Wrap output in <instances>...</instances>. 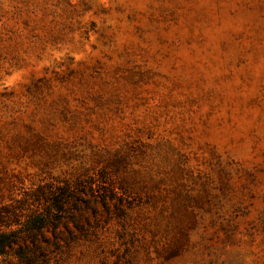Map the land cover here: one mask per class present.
Instances as JSON below:
<instances>
[{
  "label": "rangeland",
  "instance_id": "rangeland-1",
  "mask_svg": "<svg viewBox=\"0 0 264 264\" xmlns=\"http://www.w3.org/2000/svg\"><path fill=\"white\" fill-rule=\"evenodd\" d=\"M66 183L37 264H264V0H0V227Z\"/></svg>",
  "mask_w": 264,
  "mask_h": 264
},
{
  "label": "trees",
  "instance_id": "trees-1",
  "mask_svg": "<svg viewBox=\"0 0 264 264\" xmlns=\"http://www.w3.org/2000/svg\"><path fill=\"white\" fill-rule=\"evenodd\" d=\"M92 191V187L82 183H66L50 191L44 209L36 210L25 221H17L20 225L17 229L9 228L10 222L1 221L6 228L0 227V254L16 253L26 264L46 261L50 251L61 248L62 240L68 242L78 235L77 232L87 231L90 220L86 208L91 207L88 195L95 196ZM62 227L68 233L66 238ZM48 232L52 233L51 237H46ZM43 237L49 248L42 244L40 238Z\"/></svg>",
  "mask_w": 264,
  "mask_h": 264
}]
</instances>
